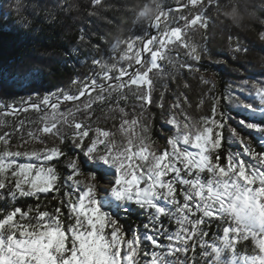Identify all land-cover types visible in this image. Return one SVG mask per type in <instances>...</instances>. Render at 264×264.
Masks as SVG:
<instances>
[{
	"label": "snow or ice",
	"instance_id": "obj_1",
	"mask_svg": "<svg viewBox=\"0 0 264 264\" xmlns=\"http://www.w3.org/2000/svg\"><path fill=\"white\" fill-rule=\"evenodd\" d=\"M94 3L99 5L101 0ZM189 3L200 6L191 18L175 14L179 8L159 10V4L153 16L145 6L134 23L141 18L150 23L112 46L110 59L115 62L93 59L91 78L73 80L74 92L57 89L41 95L36 91L39 103L29 96L22 101L27 107L13 106V111L31 108L39 113L43 127L29 131L30 137L51 135L59 145L39 152L12 151L9 133L0 135L4 145L0 200L39 199L41 194L65 188L60 204L68 208L69 222L61 219L60 207L54 213L41 211L39 205L27 211L15 205L0 209V264H264V86L255 88L260 107L244 103L246 115L237 120L243 129L255 133L259 151L251 139L231 128L241 150L226 156L221 149L227 122L225 114L218 112L223 97L214 98L211 116L197 125L189 123L187 116L182 123L171 114L165 121L171 134L162 151L153 149L147 122L135 132L139 119H128L120 106L129 93L142 110L153 104V90L169 77L165 63L175 66L170 55L175 48L187 49L186 55L199 61L197 47L189 42L190 33L208 28V12L218 8L220 0ZM16 4L19 9L20 0ZM231 7L236 15L240 5ZM179 67L191 71L193 66L182 63ZM39 78L38 70L11 72L0 66V88L23 87ZM163 96L162 91L156 105L160 109ZM105 102L119 109V130L126 134V142L118 144L112 139L114 133L101 128L92 134L91 125L85 123L93 119V105ZM61 105L70 106L62 111ZM181 107L177 97L171 110ZM78 116L83 119L77 120ZM21 156L40 163H19ZM61 158L67 160L64 176L55 167ZM98 177L107 183L106 188H98ZM100 191L105 195H98ZM133 206L146 219L143 231L137 227L129 237L112 209L128 213ZM213 224L216 232L210 234Z\"/></svg>",
	"mask_w": 264,
	"mask_h": 264
},
{
	"label": "trees",
	"instance_id": "obj_2",
	"mask_svg": "<svg viewBox=\"0 0 264 264\" xmlns=\"http://www.w3.org/2000/svg\"><path fill=\"white\" fill-rule=\"evenodd\" d=\"M233 2L234 0H220V6L213 7L208 12V28L201 29L195 35L190 33L189 42L197 47L199 61L187 56V49L177 47L170 53L175 66L165 63L169 77L162 82V86L158 85L153 90L152 105H145L142 110L139 101L132 98L131 93L127 101L121 102L120 106L127 112L128 119H139L137 133L147 122V135L153 142V149L163 145L166 137L171 134L165 123L171 114H176L182 123L184 116H187L189 123L197 125L204 117L211 116L214 98L220 97L223 99H220L218 112L225 114L227 122L222 130L224 141L221 154L226 156L229 151L236 152L240 148L237 143L230 141V129L236 128L240 133L243 132L238 128L235 117H245L244 103L260 107L255 88L264 86V39H261L264 36V0H239V9L244 14L239 27L225 15ZM156 4L160 5L159 10L179 8V12L175 14L187 15L189 18L200 8L193 7L189 0H101L99 5L94 0H20L17 9L16 0H0V66H6L11 72L23 73L34 69L40 73L39 80L26 82L23 87L0 88V135L9 133V149L27 152L30 147H34V151L39 152L46 147L58 146V138L51 135L36 133L39 139L28 135L29 131L43 127L39 121V113L31 108L27 112L5 111L13 109V106L17 109L27 107L22 101H27L29 96L39 103L36 91L41 95L54 93L57 89L74 92L75 86L71 83L73 80L91 78L93 59L115 62L110 59L112 46L132 36L141 26L147 27L150 23L147 18H141L136 23L134 21L145 6L151 9V15L158 14ZM237 46L241 51L235 50ZM182 63L191 64L192 70L180 68ZM162 91L164 108L160 109L156 105L161 102ZM177 97L181 100L182 107L179 111L171 110ZM184 97H187V101H184ZM68 106L70 105L61 109ZM81 119L83 118L77 117V120ZM85 123L91 125L92 134L96 128L116 134L121 123L119 109L109 102L93 105V119ZM18 126H21L20 131L16 130ZM243 134L251 139L259 151L255 133L245 131ZM112 139L118 144L121 142L117 135ZM2 145L0 142V147ZM64 150L68 151L67 148ZM61 160L62 163L55 167L64 176L67 160ZM104 182L98 177V186ZM65 190L61 188L58 193L41 194L39 199L25 197L18 201L0 200V209L10 210L15 205L27 211L29 207L35 209L39 205L41 211L54 213L60 207L63 213L61 219L67 224L68 208L60 204ZM112 211L128 231L129 237L137 227L143 231L146 217L135 206L128 213L115 208ZM165 226H169L167 220ZM215 232L216 226L213 224L210 234ZM197 260H200L199 255Z\"/></svg>",
	"mask_w": 264,
	"mask_h": 264
},
{
	"label": "rangeland",
	"instance_id": "obj_3",
	"mask_svg": "<svg viewBox=\"0 0 264 264\" xmlns=\"http://www.w3.org/2000/svg\"><path fill=\"white\" fill-rule=\"evenodd\" d=\"M190 4V3H189ZM63 106H65V105H61V107H63ZM62 110V109H61ZM65 110V109H64ZM63 111V110H62ZM14 111H13V109H9V110H6L5 111V113H13ZM239 119V117H235V122H236V124H237V126H238V128L239 129H241L243 132L241 133L242 135H244L243 133L245 132V131H248V130H246V129H243L239 124H238V122H237V120ZM135 132H136V129H135ZM238 132H240V131H238ZM115 135H117L118 137H119V139H120V143H122V142H126V139H127V136H126V134H123V133H121L120 132V130L118 129L117 130V132H116V134ZM247 137V136H246ZM231 142H233V143H236L235 142V140H234V138L233 137H231V140H230ZM119 143V144H120ZM165 145H166V139L164 140V144L163 145H159L158 147H157V149L158 150H163L164 149V147H165ZM4 149V145H2V147H0V150H3ZM34 147H30V149L29 150H27V152H33L34 151ZM9 150H12V151H15L13 148L12 149H9ZM238 151L239 150H241V148H238L237 149ZM23 152V151H22ZM25 152V151H24ZM18 162L19 163H29V162H31V163H36V164H39L40 163V161H36L35 159H32V160H29L27 157H25V156H21V157H19L18 158ZM108 185H107V183L106 182H104L103 184H101V185H99L98 186V188L99 189H104V188H106ZM98 195H100V196H103V195H105V193L103 192V191H100V192H98Z\"/></svg>",
	"mask_w": 264,
	"mask_h": 264
},
{
	"label": "clouds",
	"instance_id": "obj_4",
	"mask_svg": "<svg viewBox=\"0 0 264 264\" xmlns=\"http://www.w3.org/2000/svg\"><path fill=\"white\" fill-rule=\"evenodd\" d=\"M235 4H239V0H234V2L232 3V5ZM149 12H151V9H149ZM225 15L227 16V18L229 20H231V22L239 27L240 24L243 22L244 20V14L240 11V9H237V14L233 15V10L232 7L225 13Z\"/></svg>",
	"mask_w": 264,
	"mask_h": 264
}]
</instances>
